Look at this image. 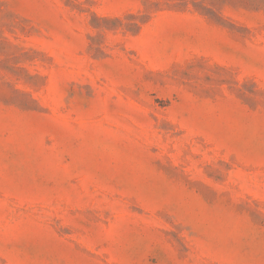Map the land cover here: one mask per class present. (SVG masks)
Segmentation results:
<instances>
[{"label":"rangeland","instance_id":"1","mask_svg":"<svg viewBox=\"0 0 264 264\" xmlns=\"http://www.w3.org/2000/svg\"><path fill=\"white\" fill-rule=\"evenodd\" d=\"M0 264H264V0H0Z\"/></svg>","mask_w":264,"mask_h":264}]
</instances>
